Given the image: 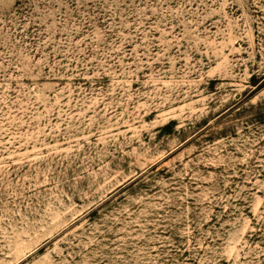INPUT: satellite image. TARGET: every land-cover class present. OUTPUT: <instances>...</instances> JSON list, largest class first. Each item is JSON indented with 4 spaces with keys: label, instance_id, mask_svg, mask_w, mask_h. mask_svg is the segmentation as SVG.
Segmentation results:
<instances>
[{
    "label": "rangeland",
    "instance_id": "1",
    "mask_svg": "<svg viewBox=\"0 0 264 264\" xmlns=\"http://www.w3.org/2000/svg\"><path fill=\"white\" fill-rule=\"evenodd\" d=\"M0 264H264V0H0Z\"/></svg>",
    "mask_w": 264,
    "mask_h": 264
}]
</instances>
